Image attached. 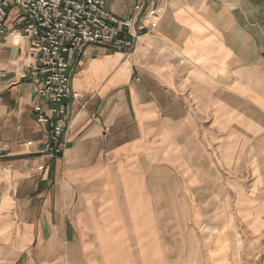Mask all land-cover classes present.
Instances as JSON below:
<instances>
[{
    "label": "crops",
    "instance_id": "0c3cea01",
    "mask_svg": "<svg viewBox=\"0 0 264 264\" xmlns=\"http://www.w3.org/2000/svg\"><path fill=\"white\" fill-rule=\"evenodd\" d=\"M137 4L160 9L156 26L137 21L134 49H86L72 76L82 97L56 153L33 109L30 43L10 15L0 46V264H173L189 224L215 216L204 205L218 194L205 204L203 192L220 186L221 142L263 158L264 186V0H106L120 18ZM255 143L262 154L250 152ZM228 148L226 157H243ZM243 217L264 236V201Z\"/></svg>",
    "mask_w": 264,
    "mask_h": 264
},
{
    "label": "built area",
    "instance_id": "2783aa9c",
    "mask_svg": "<svg viewBox=\"0 0 264 264\" xmlns=\"http://www.w3.org/2000/svg\"><path fill=\"white\" fill-rule=\"evenodd\" d=\"M14 10V25L29 40L30 69L39 82L33 109L39 124L51 125L46 150L56 153L69 124L70 103L82 97L72 87V76L86 49H134L141 36L137 21L142 27L154 28L160 9L146 10L137 4L135 13L120 18L109 11L106 0H0V46ZM71 54L74 62L69 59ZM5 76L0 72V78Z\"/></svg>",
    "mask_w": 264,
    "mask_h": 264
},
{
    "label": "rangeland",
    "instance_id": "374dc122",
    "mask_svg": "<svg viewBox=\"0 0 264 264\" xmlns=\"http://www.w3.org/2000/svg\"><path fill=\"white\" fill-rule=\"evenodd\" d=\"M232 145L235 148L230 154L243 152V157H226ZM245 146L220 143V186H205L203 192L205 204L211 194H218L210 206L204 205L215 216L194 226L189 224L187 252H172L173 264H262L264 236L255 235L243 215L264 201L263 158H246ZM261 149L263 144L255 143L250 152L262 154ZM261 215L263 212L255 216L250 213L247 218L257 222Z\"/></svg>",
    "mask_w": 264,
    "mask_h": 264
}]
</instances>
